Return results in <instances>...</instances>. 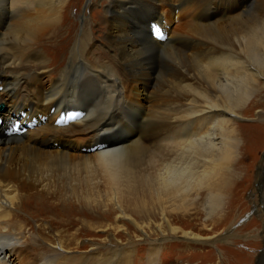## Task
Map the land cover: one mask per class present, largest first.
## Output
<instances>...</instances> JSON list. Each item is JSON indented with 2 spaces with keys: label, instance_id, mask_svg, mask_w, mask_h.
Returning a JSON list of instances; mask_svg holds the SVG:
<instances>
[{
  "label": "bare ground",
  "instance_id": "6f19581e",
  "mask_svg": "<svg viewBox=\"0 0 264 264\" xmlns=\"http://www.w3.org/2000/svg\"><path fill=\"white\" fill-rule=\"evenodd\" d=\"M104 1L94 22L109 38L106 56L84 13L72 32L75 0H0V264H128L132 241L117 238L130 236L127 226L143 239L146 228H166L198 241L169 213L209 218L239 188L241 179L229 185L248 132L237 118L264 87L263 0ZM130 6L157 13L159 41ZM122 108L144 128L121 134ZM260 203L252 210L264 225ZM19 211L69 228L93 216L97 231L113 230L112 245L72 254L82 229L66 242L61 226L57 244H37ZM159 250L147 251V264Z\"/></svg>",
  "mask_w": 264,
  "mask_h": 264
},
{
  "label": "rangeland",
  "instance_id": "374dc122",
  "mask_svg": "<svg viewBox=\"0 0 264 264\" xmlns=\"http://www.w3.org/2000/svg\"><path fill=\"white\" fill-rule=\"evenodd\" d=\"M75 1L78 4L73 5L69 12V16L76 26L75 29H72V32L74 31V33H76L79 31L81 24L79 18L80 13L81 15L84 13L93 23L92 28L95 34L94 43L96 45L94 51L96 54L102 53L103 56L109 55L111 52L108 49L110 43L107 33L105 29L99 25V22H94L96 19L101 18L105 1L91 0L92 4H90L87 9L83 6L87 0ZM216 1L217 0L213 2ZM220 1L222 0H218L217 2ZM252 1L253 0H249L248 4H251ZM256 8L264 10V0L260 5L256 4ZM130 9L135 17H138L135 23L144 26L143 30L149 33L154 40L156 39V41H159L160 39L157 37L156 28L157 13L147 10L146 8L138 9L130 6ZM254 11L255 9L251 10L250 13L253 14ZM250 13L249 15L252 16ZM137 25L135 28H137ZM260 82H262V85L264 84V80H260ZM0 106L2 107V113L5 110V105L4 103H0ZM118 111L122 120L127 123L122 127L116 126V129L122 132L121 134L124 133L123 131H126L130 123L131 126L133 125V128L138 127L140 130L144 128L143 122L137 114H134L127 108H122L116 112L118 113ZM239 111L243 117L237 118L238 125H236V127L239 126L241 129L247 130L248 133L244 132L242 134L241 147L244 146L246 148L243 149L244 147H242L241 154L234 165L233 177L229 188L237 179H241V182L236 192L223 197V211L220 213L216 212L209 218L205 217L204 211L199 210V213L194 214H191V211H189L185 213L187 219L184 221H174L173 219L174 216L180 214L182 210L171 211L169 213V218L173 226L179 227V229L182 228L189 233L194 232L199 234L201 238L198 241L182 236L181 232L172 234L166 228L163 232L159 233H157L154 228H146L149 238L146 239V236L143 239L138 229L127 226L130 236L123 235L121 237L117 236V238L122 245H128V243L132 241L129 247L133 248V256L128 264H147V251L154 247L160 248L157 264H259L261 260H263L261 264H264L263 239H261V235L259 234L260 229H263L264 225L256 216L258 212L252 210L256 203L262 205L260 201H263L264 198V87H262L261 92L257 93L251 101ZM5 131L6 128L2 125L0 134H5ZM11 131L17 134L14 130L11 129ZM258 177H260L262 181L260 182L262 188L260 187L259 189L256 188ZM229 203L230 205H228ZM19 213L21 214L22 212L19 211ZM22 215L29 219L31 225H34V228L28 229L29 232L38 233L37 244L45 246L57 244L59 229L54 228L63 226L59 221L53 220L49 222V218L40 221L32 217V215L30 216L25 213H22ZM76 217L79 218L78 216ZM95 222L96 220L91 216L86 218L83 228L80 227L81 224H76L75 222H73L76 224L73 228H69V226L62 227V235H65L66 242H69L70 239L66 234L74 232L76 228L82 229L77 238L82 248L77 249L74 245L66 247L69 249L70 253L80 254L85 252L84 254H87L93 246H96L99 248L100 254H103L111 247V235L113 230L107 229L106 231L99 232L96 228H93V224H97ZM37 225L40 227L38 228L39 230L36 228ZM50 225H53V228ZM125 233L126 231L124 234ZM151 240L152 242H149ZM62 251L64 252L65 250L63 249ZM127 251H129V249L125 252Z\"/></svg>",
  "mask_w": 264,
  "mask_h": 264
}]
</instances>
